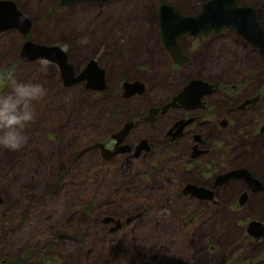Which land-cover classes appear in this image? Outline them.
Listing matches in <instances>:
<instances>
[{"label": "rangeland", "instance_id": "374dc122", "mask_svg": "<svg viewBox=\"0 0 264 264\" xmlns=\"http://www.w3.org/2000/svg\"><path fill=\"white\" fill-rule=\"evenodd\" d=\"M15 1L33 25L27 36L17 29L0 32V71L41 84L46 95L34 102L36 118L25 128L27 144L18 151L0 147V264L16 257L24 264H264L258 259L260 241L246 233L249 220L264 222L261 210L197 214L178 200L172 211L146 212L125 228L109 230L102 221L106 215L134 214L145 208L146 199L141 190L118 191L127 179L94 147L108 136L111 113L118 115L120 106H145L161 91L128 102L119 96L121 80L169 84L217 76L229 83L242 77L262 86L264 58L250 45L234 47L236 37L231 35L226 49L204 40L196 50L191 48L190 64L173 68L168 54L157 52L149 0H120L98 17L93 9L62 7L56 0ZM195 1L178 5L189 12ZM242 1L261 8L264 20V0ZM26 39L60 46L77 71L95 59L106 70L105 89H85L84 82L65 87L56 64L22 61L19 51ZM7 90L0 84V93ZM139 170L146 181L143 163H136L133 173Z\"/></svg>", "mask_w": 264, "mask_h": 264}, {"label": "flooded vegetation", "instance_id": "af4514ba", "mask_svg": "<svg viewBox=\"0 0 264 264\" xmlns=\"http://www.w3.org/2000/svg\"><path fill=\"white\" fill-rule=\"evenodd\" d=\"M12 1L23 13L16 1ZM56 1L62 7L83 6L93 9L98 17L104 14L102 10L104 7L116 4L120 0H72L63 5L60 4V0ZM149 1L154 5V22L158 37L157 44H159L157 52L167 53L173 68L190 64L192 62L191 48L196 50L204 40L226 49V38L231 35L236 37L234 47L246 48L250 45L264 58L260 48L243 33L237 29L223 27L220 31L209 34L187 33L180 36L177 42L181 55L186 60L179 64L175 62L170 50L162 41L157 8L159 5H173L181 15L195 16L201 10L202 4L208 0H196L194 9L189 12L180 8L178 2L181 3V0ZM236 5L252 7L256 20L264 31L261 8L242 0H236ZM26 17L32 21L33 25V20ZM183 38H186V44L183 43ZM161 63L163 64L159 62ZM149 65L152 68L154 62ZM98 66L104 69L99 64ZM165 66L163 69L167 68ZM105 75L104 69V81ZM241 78L229 83L217 76L213 80L194 76L188 80H172L173 82L170 81L169 84H167L168 80L162 81L163 83L159 80H121L119 96L121 100L128 102L142 101L140 98L143 100L151 98V92L161 91L154 93L155 99L148 100L145 106L135 105L132 108L127 107V110L120 106L119 116L114 112L111 113L112 127L108 136L102 137L94 144L105 162L115 163L116 174L119 173L120 178L127 179V184L118 187V191L122 188L128 191L141 190L142 197L146 199L145 208L137 210L134 214L106 215L111 218V221L103 223L109 225V230L125 228V225H131L146 212L172 211L174 203L178 200L186 203L183 205L185 209H191L197 214L198 212L199 214L202 212L234 213L239 210L264 212V189L253 191L242 178L228 179L222 183L216 182L219 175L244 169L264 187V84L261 86V82L256 83L257 80H241ZM126 81L142 84V93H134L127 97L123 95L122 84ZM191 81L201 83L194 92L196 94L181 103L179 98H183L182 93ZM253 85L254 87L248 89ZM85 89L90 88L85 87ZM155 95L161 96L155 97ZM114 134L116 137H113ZM115 150L118 152L110 155L108 159L103 157V153L109 154ZM136 163L144 164L146 181L140 177V170L133 173V170H136ZM259 170L263 172L262 175L259 174ZM187 187H194L203 192L204 196L199 193L192 194ZM106 204L103 203L102 207ZM211 220H215L214 217ZM110 225H114L113 228ZM248 237L253 238L249 235ZM256 240L260 241L257 248L258 259L264 260V235ZM44 254L47 256L46 252ZM2 263L24 264L25 262L22 258L16 257L10 260L2 259ZM43 264H49V262L46 261Z\"/></svg>", "mask_w": 264, "mask_h": 264}, {"label": "water", "instance_id": "95a60500", "mask_svg": "<svg viewBox=\"0 0 264 264\" xmlns=\"http://www.w3.org/2000/svg\"><path fill=\"white\" fill-rule=\"evenodd\" d=\"M70 1L72 0H60V4L63 5ZM157 11L162 41L170 50L175 62L179 64L186 60L181 55L177 42L180 36L187 33L190 35L209 34L213 31L218 32L223 27L237 29L258 46L260 52L264 54V31L256 20L254 9L250 6H237L236 0H208L202 4L201 10L195 16L181 15L173 5H159ZM31 25L32 21L17 9L12 0H0V32L7 29H17L21 34L27 36ZM19 57L25 62L46 60L56 64L60 72V80L65 87L85 81L86 88L95 91H102L105 88L104 69L98 66L95 59H90L85 67L77 71L69 61L68 53L58 45L39 44L27 39L20 49ZM199 83L201 82L191 81L185 87L182 93L183 98H179V101L184 103L185 99L196 94L194 92L197 90ZM122 89L124 91L123 95L127 97L134 93H142L143 86L138 82L126 81L123 82ZM113 137H116V135L114 134ZM116 152L118 151L115 150V152L109 154L103 153V157L108 159L110 155ZM237 178L244 179L253 191L264 189L262 184L244 169L232 170L224 175H219L216 182L222 183L228 179ZM187 189L192 194L199 193L204 196L203 192L196 190L194 187H187ZM1 201L2 198L0 197V203ZM108 221H111V218L106 217L103 220V222ZM246 231L249 236L256 239L260 238L264 235V224L257 220H251L246 226Z\"/></svg>", "mask_w": 264, "mask_h": 264}, {"label": "clouds", "instance_id": "9594fccd", "mask_svg": "<svg viewBox=\"0 0 264 264\" xmlns=\"http://www.w3.org/2000/svg\"><path fill=\"white\" fill-rule=\"evenodd\" d=\"M0 147L20 150L28 142L25 128L36 118L34 102L41 101L46 89L38 83L23 82L14 71H0Z\"/></svg>", "mask_w": 264, "mask_h": 264}]
</instances>
